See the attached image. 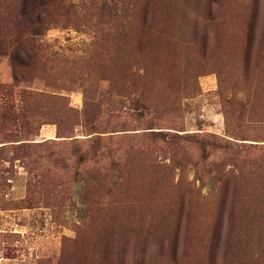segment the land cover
I'll return each instance as SVG.
<instances>
[{
  "label": "rangeland",
  "instance_id": "374dc122",
  "mask_svg": "<svg viewBox=\"0 0 264 264\" xmlns=\"http://www.w3.org/2000/svg\"><path fill=\"white\" fill-rule=\"evenodd\" d=\"M19 1L0 264H264V0H69L12 49Z\"/></svg>",
  "mask_w": 264,
  "mask_h": 264
},
{
  "label": "trees",
  "instance_id": "16d2710c",
  "mask_svg": "<svg viewBox=\"0 0 264 264\" xmlns=\"http://www.w3.org/2000/svg\"><path fill=\"white\" fill-rule=\"evenodd\" d=\"M70 3L69 0H20L18 11L8 21V23L13 21L11 22V39L8 43L3 42L12 49H38L35 42L48 26L55 24L53 20H50L52 11L64 10L75 13L76 7L74 8V5ZM1 16L0 13V21H2ZM15 60L19 66L27 65V62H23L21 59L16 58ZM13 74L16 81L22 78V75H18L16 72V67H14Z\"/></svg>",
  "mask_w": 264,
  "mask_h": 264
}]
</instances>
